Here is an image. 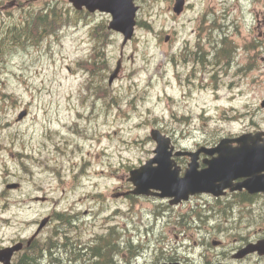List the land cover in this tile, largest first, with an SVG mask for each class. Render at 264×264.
Wrapping results in <instances>:
<instances>
[{
	"label": "rangeland",
	"instance_id": "1",
	"mask_svg": "<svg viewBox=\"0 0 264 264\" xmlns=\"http://www.w3.org/2000/svg\"><path fill=\"white\" fill-rule=\"evenodd\" d=\"M134 2L135 32L123 45L119 33L107 31V14H76L67 0H19L7 9L8 0H0V36L43 12L59 16L54 33L8 46L0 57L3 247L30 238L46 216L55 221L39 239L56 241L59 214L79 225L82 241L109 234L120 252L126 241L145 244L146 236L168 235L172 242V225L155 223L145 209L151 202L120 195L132 186L129 171L150 156V131L160 129L186 147L264 131V111L253 126L251 114L231 109L253 112L264 97V64L257 67L250 58L264 48V0H185L181 15L172 11L174 0ZM226 36L236 44L239 66L249 67L240 87L212 61L213 46L220 48ZM192 51L205 62L194 61ZM256 56L260 60L261 53ZM118 60L121 70L109 85ZM11 183L19 189L7 190ZM150 247L139 264H154Z\"/></svg>",
	"mask_w": 264,
	"mask_h": 264
},
{
	"label": "flooded vegetation",
	"instance_id": "2",
	"mask_svg": "<svg viewBox=\"0 0 264 264\" xmlns=\"http://www.w3.org/2000/svg\"><path fill=\"white\" fill-rule=\"evenodd\" d=\"M18 2L19 0H8L2 8L5 9L9 4L18 6ZM92 36L94 38L93 34ZM231 40L232 38L228 39L226 36L218 43L220 48L213 46L216 52L212 56V61L220 62L223 66L220 69L231 74L232 79H238L240 87L244 82L243 74L249 71V67L242 64L239 66L236 50L233 48L236 44ZM254 50L255 55L250 58L253 59V64L259 67V61L264 64V48L256 47ZM259 52L260 60L256 56ZM92 54L95 58L91 51L90 56ZM191 54L194 61L205 62L203 55L198 56L194 51ZM87 61L93 67H98L92 58H87ZM85 71L90 73L89 69ZM263 101L264 97L258 100L252 109L253 112L238 111L233 107L231 109L251 114L250 122L253 126H258L260 117L256 116L264 111ZM254 132H262L263 137L255 140L218 138L215 141H195L197 144L193 147H186L181 144V140L170 138L166 152L180 180L185 177L193 159L195 173L198 174L207 170L209 163L218 158L220 153L240 150L242 143L257 147L264 145V131ZM145 142L153 144L150 156L146 160L148 161L154 156L156 142L150 138ZM253 150L247 149L251 152H254ZM241 168L239 171L216 174L210 182L208 192L190 195L177 203H173V198L157 196L159 192L152 190L150 195L139 197L153 205L148 203L150 206L146 205L145 209L155 217V223L159 222L162 226L172 225L175 232L171 236L172 242L166 238L168 235H162L155 240L154 237L151 239L146 236L145 244L126 241V247H121L123 251L120 252L116 248L115 239L113 240L109 234L92 236L89 240L82 241L76 234L80 231L79 225L64 215L59 220L62 229L56 241L52 239L42 241L39 239L41 234L29 245L27 244L29 238L18 240L14 244L22 243V248L14 253L9 264H28L33 252L44 259L39 264H54L52 260L46 259V249L53 252L58 264H139L141 259L146 261L152 243L154 264H264V160L257 162L253 158L243 160ZM131 190L132 186L120 195L132 198ZM52 221L55 219L50 216L48 224ZM5 247L0 244V250Z\"/></svg>",
	"mask_w": 264,
	"mask_h": 264
},
{
	"label": "water",
	"instance_id": "3",
	"mask_svg": "<svg viewBox=\"0 0 264 264\" xmlns=\"http://www.w3.org/2000/svg\"><path fill=\"white\" fill-rule=\"evenodd\" d=\"M76 10L86 8L88 12L96 11L111 15L112 20L109 22L108 29L123 35V45L129 41L134 33L135 16L138 10L133 0H68ZM184 0H175L173 11L180 14L183 11ZM120 69V63H117L116 69L109 78V84L117 77ZM26 112H22L18 116V120H22L26 116ZM151 138L156 141L157 147L155 157L146 162L139 169L130 172L129 181L135 187L132 193L134 195H149L150 190L160 191V197H174L173 203L186 199L189 194L208 192L211 180L216 174L222 172H234L241 170V161L252 159L254 161L264 160V147L249 146L242 143L240 150L235 149L229 152L219 154V157L209 163L207 170L202 173H195L194 162L190 164L183 179L177 178V172L172 170V163L169 154L166 152L168 148V138L163 136L158 130H152ZM242 139H259V136H245ZM254 149V152L247 149ZM156 166H153V165ZM19 187L18 184H8L7 190H14ZM43 201V199H41ZM48 218L40 223L35 235L47 224ZM33 239V238H32ZM30 239L29 242L32 240ZM22 244L14 245L0 250V262L9 264L14 252L19 251Z\"/></svg>",
	"mask_w": 264,
	"mask_h": 264
},
{
	"label": "trees",
	"instance_id": "4",
	"mask_svg": "<svg viewBox=\"0 0 264 264\" xmlns=\"http://www.w3.org/2000/svg\"><path fill=\"white\" fill-rule=\"evenodd\" d=\"M31 19V22L29 21V23L21 25L18 29H11L8 34L3 33V36L0 37V57L9 49L8 46L21 47L25 44L36 43L43 34L54 32L57 28L56 25L59 21V16L54 11H51L50 15L45 14L38 16L35 20L34 17Z\"/></svg>",
	"mask_w": 264,
	"mask_h": 264
},
{
	"label": "bare ground",
	"instance_id": "5",
	"mask_svg": "<svg viewBox=\"0 0 264 264\" xmlns=\"http://www.w3.org/2000/svg\"><path fill=\"white\" fill-rule=\"evenodd\" d=\"M39 27H41V26H39ZM39 30H40V28H39ZM35 37H37V36L35 35ZM45 252L47 254V258L46 259H50V260L53 261L54 264H58L57 263V259L54 256L52 251H50L49 249H46ZM41 261H44V259L41 258L39 255L37 256V253H34V252L32 253V256L29 259V263H31V264H39V262H41Z\"/></svg>",
	"mask_w": 264,
	"mask_h": 264
}]
</instances>
